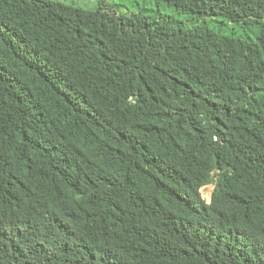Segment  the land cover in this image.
Returning <instances> with one entry per match:
<instances>
[{
  "label": "trees",
  "instance_id": "obj_1",
  "mask_svg": "<svg viewBox=\"0 0 264 264\" xmlns=\"http://www.w3.org/2000/svg\"><path fill=\"white\" fill-rule=\"evenodd\" d=\"M98 1L0 0V264H264V0Z\"/></svg>",
  "mask_w": 264,
  "mask_h": 264
},
{
  "label": "rangeland",
  "instance_id": "obj_2",
  "mask_svg": "<svg viewBox=\"0 0 264 264\" xmlns=\"http://www.w3.org/2000/svg\"><path fill=\"white\" fill-rule=\"evenodd\" d=\"M65 3L75 4L84 8H94L99 4L98 0H60ZM102 3L106 5H115L117 7V12L124 15H129L131 13H137L139 11L148 12L150 9H159L161 13H174L172 7L168 6L163 1L157 0H104ZM211 190V185H204L201 187L200 191L202 197L209 201V194Z\"/></svg>",
  "mask_w": 264,
  "mask_h": 264
}]
</instances>
